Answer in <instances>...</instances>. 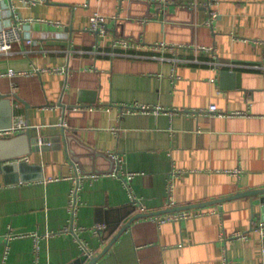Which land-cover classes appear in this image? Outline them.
Returning <instances> with one entry per match:
<instances>
[{
    "label": "crops",
    "instance_id": "obj_1",
    "mask_svg": "<svg viewBox=\"0 0 264 264\" xmlns=\"http://www.w3.org/2000/svg\"><path fill=\"white\" fill-rule=\"evenodd\" d=\"M27 1L0 0V30L23 29L0 54V93L47 143L0 138L16 164L0 166V264H78L80 240L98 256L169 202L199 207L139 218L97 264H263L262 196L235 195L264 188V0ZM7 111L0 100V129Z\"/></svg>",
    "mask_w": 264,
    "mask_h": 264
},
{
    "label": "built area",
    "instance_id": "obj_2",
    "mask_svg": "<svg viewBox=\"0 0 264 264\" xmlns=\"http://www.w3.org/2000/svg\"><path fill=\"white\" fill-rule=\"evenodd\" d=\"M39 0H32V3L38 2ZM25 2H29L25 0ZM217 13L212 12L210 20H214L217 18ZM106 17L100 15V14H95L91 17L90 19V25L89 29L94 32V33H99L100 36H104L108 33V29L106 27ZM209 20V21H210ZM210 23V22H208ZM23 40V29L21 26L16 23L9 29H3L0 30V54H5V55H10L13 52V49L15 47V44L18 42H21ZM27 44L30 45L34 43V40L32 38L28 39ZM123 47L125 49H129L134 47V43H131L129 40L125 39H118L117 41L114 42V47ZM161 47H166V43L159 44ZM55 72H61L62 69H54ZM53 70V71H54ZM34 71L28 72V71H16V70H10L6 75L9 77H13L14 75H24V76H31ZM15 94H13L14 97ZM17 108L20 107V104L17 103ZM210 113L216 114L217 116H223L225 113L221 112L220 110L217 109L215 105H210L208 108ZM131 112H155L157 114L161 113V109L159 107L154 108L151 110L148 106H143V105H136V107H130ZM205 112V111H201ZM241 114V113H240ZM13 123L10 128L6 129H0V138H7V137H12L18 134H23L25 131L30 130L32 127L27 123L25 120L24 116L19 115L17 112L13 113ZM114 158L117 159L119 162L120 159L118 156H115ZM238 174V172H235ZM134 177V174H129L128 179H132ZM78 188H74L71 192V203H70V210L74 211L75 210V196L77 194ZM135 205L136 207H140L142 210L144 209L143 203L140 199H135ZM174 202H169L166 204V209H171L173 208ZM194 214L189 213L187 211H175L173 213H167V214H162V215H156L155 217H152L153 220L157 221L158 223H167V222H173V221H182V220H187L193 217ZM102 229V226H97L96 227V232H99V230ZM261 235L264 237V222L260 223L259 227L255 229ZM246 234L244 233H237L234 235L235 238H243L245 237ZM12 238H15L13 235H9L8 239L11 240ZM80 246L83 250V253L87 257H93L94 252L91 251L81 240H80ZM223 264H230L228 261H224ZM264 264V263H263Z\"/></svg>",
    "mask_w": 264,
    "mask_h": 264
},
{
    "label": "water",
    "instance_id": "obj_3",
    "mask_svg": "<svg viewBox=\"0 0 264 264\" xmlns=\"http://www.w3.org/2000/svg\"><path fill=\"white\" fill-rule=\"evenodd\" d=\"M108 29V27H107ZM99 36V33H96ZM224 74H228V72H223ZM15 99H20L18 98L16 95L12 94H2L0 93V100H2L3 104H6L8 106V111H7V116H8V120L5 123L4 129L6 128H10L12 126L13 123V100ZM63 106V105H62ZM25 136L24 138L27 140L28 142V146L30 147V150L33 151V149H38V150H42L44 149L47 140H41L38 136H34L31 133V130H27L23 133ZM40 143L41 146L39 145ZM1 144V142H0ZM14 160L12 159H1L0 157V166L2 169H11L13 167H16V164H13ZM5 164V165H4ZM22 167V165H21ZM38 179H43V176H40ZM235 196L237 197H242V196H262L261 201H262V213L264 214V188H261L259 190H248L242 193H238ZM225 200H219L218 202H224ZM194 207H199L198 205H190V206H178V207H173L171 209H164L161 211H157L156 213L153 214H145V213H139L137 215H135V217L131 218L123 227L122 229L117 233V236L115 237L114 241L116 239H118L121 235L122 232H124L126 229H128L136 220H138L139 218H144V217H149V216H156V215H162V214H167V213H173L175 211H182V210H190V208H194ZM113 241V242H114ZM111 242L104 251H102L103 253H101L98 256H94L92 258L89 259V257L84 256L81 259H79L78 264H84L85 262L88 261L87 264H97L99 262V260L105 255L106 251L108 250V248L111 246V244L113 243Z\"/></svg>",
    "mask_w": 264,
    "mask_h": 264
}]
</instances>
